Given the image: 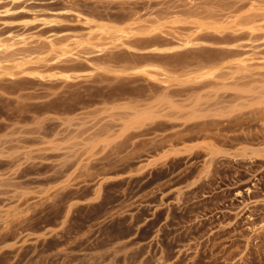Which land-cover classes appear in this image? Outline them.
<instances>
[{"label":"rangeland","instance_id":"1","mask_svg":"<svg viewBox=\"0 0 264 264\" xmlns=\"http://www.w3.org/2000/svg\"><path fill=\"white\" fill-rule=\"evenodd\" d=\"M0 264H264V0H0Z\"/></svg>","mask_w":264,"mask_h":264}]
</instances>
